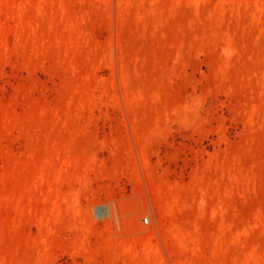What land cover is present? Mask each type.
<instances>
[{"label": "rangeland", "instance_id": "1", "mask_svg": "<svg viewBox=\"0 0 264 264\" xmlns=\"http://www.w3.org/2000/svg\"><path fill=\"white\" fill-rule=\"evenodd\" d=\"M0 264H264V0H0Z\"/></svg>", "mask_w": 264, "mask_h": 264}, {"label": "built area", "instance_id": "2", "mask_svg": "<svg viewBox=\"0 0 264 264\" xmlns=\"http://www.w3.org/2000/svg\"><path fill=\"white\" fill-rule=\"evenodd\" d=\"M142 223L148 224L149 223V217H147V216L143 217Z\"/></svg>", "mask_w": 264, "mask_h": 264}]
</instances>
